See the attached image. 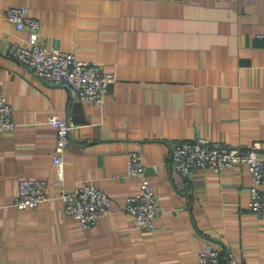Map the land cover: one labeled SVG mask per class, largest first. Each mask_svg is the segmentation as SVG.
I'll list each match as a JSON object with an SVG mask.
<instances>
[{
  "label": "crops",
  "instance_id": "crops-1",
  "mask_svg": "<svg viewBox=\"0 0 264 264\" xmlns=\"http://www.w3.org/2000/svg\"><path fill=\"white\" fill-rule=\"evenodd\" d=\"M12 5L27 6L39 30L17 29L5 15ZM31 38L113 72L105 101L81 99L7 53ZM0 93L16 123L0 132V264H198L205 243L233 251L236 264H264L246 166L181 174L170 160L174 144L200 136L258 143L264 159V0H0ZM50 114L73 124L61 180ZM129 151L153 184V229L124 209L140 190ZM20 178L44 179L51 198L17 207ZM85 183L111 203L87 228L57 198Z\"/></svg>",
  "mask_w": 264,
  "mask_h": 264
},
{
  "label": "built area",
  "instance_id": "built-area-1",
  "mask_svg": "<svg viewBox=\"0 0 264 264\" xmlns=\"http://www.w3.org/2000/svg\"><path fill=\"white\" fill-rule=\"evenodd\" d=\"M5 15L19 30H39V19L29 14L27 6H9ZM7 53L37 77L64 83L79 98L95 103L105 101L109 85L115 80V74L104 70L99 62L78 58L73 52L49 48L32 38L11 41L7 46ZM46 121L55 131L52 160L56 164L57 178L61 180L64 175L62 154L68 144L73 124L57 114L48 115ZM15 125L12 107L6 96L0 93V132L12 130ZM259 148L258 143L239 148L216 144L209 138L200 136L174 144L170 160L173 170L181 174H187L195 168L220 172L235 164L246 166L252 177L247 208L256 215L264 216V159L258 152ZM127 174L139 180L140 190L126 197L124 209L131 214L135 226L153 229L158 214V202L153 184L146 176L141 154L137 151H129L127 154ZM45 188L44 179L20 178L17 207H35L50 199ZM57 198L62 202L65 213L76 219L83 228L94 224L111 206L109 195L90 183L63 189ZM236 263L237 258L233 251L221 252L209 243H205L198 252V264Z\"/></svg>",
  "mask_w": 264,
  "mask_h": 264
}]
</instances>
